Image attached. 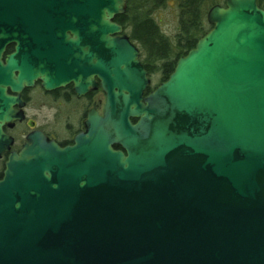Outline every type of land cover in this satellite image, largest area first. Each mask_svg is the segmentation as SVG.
Instances as JSON below:
<instances>
[{"label": "water", "instance_id": "95a60500", "mask_svg": "<svg viewBox=\"0 0 264 264\" xmlns=\"http://www.w3.org/2000/svg\"><path fill=\"white\" fill-rule=\"evenodd\" d=\"M126 10L0 0V155L37 77L106 95L74 145L38 132L10 155L0 264H264V8L212 7V28L148 94L140 50L115 21Z\"/></svg>", "mask_w": 264, "mask_h": 264}, {"label": "flooded vegetation", "instance_id": "af4514ba", "mask_svg": "<svg viewBox=\"0 0 264 264\" xmlns=\"http://www.w3.org/2000/svg\"><path fill=\"white\" fill-rule=\"evenodd\" d=\"M68 34L73 37L70 32ZM14 51L15 44H10L3 54V61ZM48 61L36 59V66L45 67V71L56 78L58 65ZM44 78L37 77L33 86L25 87L20 93L23 105L15 108L22 111L23 120L15 121L12 126L7 124L3 126V132L11 142L5 145V150L0 155V181L5 177L6 163L10 155L19 154L31 134L40 132L47 140L54 141L60 147L72 146L76 136L86 132V121L90 111L95 110L99 115H103L106 95L101 86L78 95L73 83L56 89H47L43 85ZM7 92L10 95H17L10 89ZM114 149L123 150L119 145H115Z\"/></svg>", "mask_w": 264, "mask_h": 264}, {"label": "trees", "instance_id": "16d2710c", "mask_svg": "<svg viewBox=\"0 0 264 264\" xmlns=\"http://www.w3.org/2000/svg\"><path fill=\"white\" fill-rule=\"evenodd\" d=\"M166 1L128 0L126 13L115 19L125 31L128 30L130 39L139 45L142 62L149 76L157 72L161 74L162 81L173 73L178 59L194 48L198 39L210 29L204 9L215 5V0H176L180 10V25L172 40L151 17L152 11ZM258 4L264 8V0H259ZM152 89L148 88L147 92Z\"/></svg>", "mask_w": 264, "mask_h": 264}, {"label": "rangeland", "instance_id": "374dc122", "mask_svg": "<svg viewBox=\"0 0 264 264\" xmlns=\"http://www.w3.org/2000/svg\"><path fill=\"white\" fill-rule=\"evenodd\" d=\"M214 4L224 5L225 0H215ZM209 6H206L204 9L206 15L208 10L210 9ZM179 16H180V10H179L178 2L176 0H167L162 6L154 9L151 13V17L154 19L156 24L159 25L163 33L168 37H170L172 40H174L176 34L179 31V25H180ZM126 32L127 34H129L128 30ZM136 45L139 47L138 44ZM141 59H143V55L141 56ZM151 79H152V84L154 86L162 82V76L157 72L151 75Z\"/></svg>", "mask_w": 264, "mask_h": 264}]
</instances>
